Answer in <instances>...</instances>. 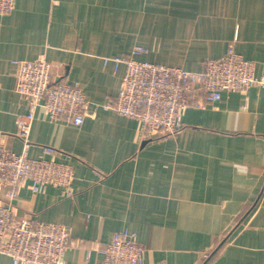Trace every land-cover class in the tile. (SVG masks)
<instances>
[{"label": "crops", "instance_id": "0c3cea01", "mask_svg": "<svg viewBox=\"0 0 264 264\" xmlns=\"http://www.w3.org/2000/svg\"><path fill=\"white\" fill-rule=\"evenodd\" d=\"M231 45L264 74V0H16L0 14L3 143L23 151L16 134L28 103L15 60L45 57L89 103L81 126L38 108L29 155L50 158L43 148L54 147L74 170L71 195L25 184L15 218L65 225L80 243L67 264H103L94 249L122 231L146 248L145 264H200L222 240L211 264H264V88L191 107L175 137H144L139 120L108 107L126 65L105 58L144 47L140 60L198 72ZM0 264L13 260L0 255Z\"/></svg>", "mask_w": 264, "mask_h": 264}, {"label": "built area", "instance_id": "2783aa9c", "mask_svg": "<svg viewBox=\"0 0 264 264\" xmlns=\"http://www.w3.org/2000/svg\"><path fill=\"white\" fill-rule=\"evenodd\" d=\"M15 2L0 0V14L11 13ZM143 53L144 47H136L128 56L108 57L104 61L126 65L119 94L108 107L139 120L144 137H175L184 130V118L191 107L217 103L225 92L264 88V74L257 75L255 62L246 59L233 45L225 55L207 58L198 72L136 57ZM14 64L18 68L16 90L27 100L28 109L18 119L16 136L23 142L21 153L5 145V134L0 132V255L11 257L13 264H67V250L80 245L70 242L69 229L32 215L17 220L14 210L25 184H30L34 193L52 186L71 195L74 170L70 164L55 159L54 147L43 148L44 155L50 158L29 155L31 124L38 108L44 107L53 121L64 119L81 126L89 102L78 83L56 80L53 65L45 57L15 60ZM94 250L102 255L103 264H145L146 248L128 231L116 232L111 241Z\"/></svg>", "mask_w": 264, "mask_h": 264}, {"label": "trees", "instance_id": "16d2710c", "mask_svg": "<svg viewBox=\"0 0 264 264\" xmlns=\"http://www.w3.org/2000/svg\"><path fill=\"white\" fill-rule=\"evenodd\" d=\"M249 212V209H247L246 211H244L237 219V225L239 223H241L244 218L246 217V215L248 214ZM225 244V240H222L221 243L219 244L218 247H216V249H214L211 254L206 257L200 264H211L215 259L216 257L218 256L219 252L221 251L222 247L224 246Z\"/></svg>", "mask_w": 264, "mask_h": 264}, {"label": "water", "instance_id": "95a60500", "mask_svg": "<svg viewBox=\"0 0 264 264\" xmlns=\"http://www.w3.org/2000/svg\"><path fill=\"white\" fill-rule=\"evenodd\" d=\"M144 144V143H143Z\"/></svg>", "mask_w": 264, "mask_h": 264}]
</instances>
